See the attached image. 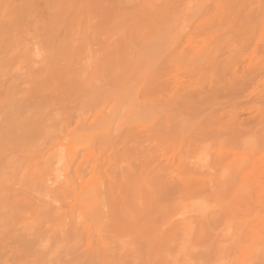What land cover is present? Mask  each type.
<instances>
[{"label": "rangeland", "instance_id": "rangeland-1", "mask_svg": "<svg viewBox=\"0 0 264 264\" xmlns=\"http://www.w3.org/2000/svg\"><path fill=\"white\" fill-rule=\"evenodd\" d=\"M0 264H264V0H0Z\"/></svg>", "mask_w": 264, "mask_h": 264}, {"label": "bare ground", "instance_id": "bare-ground-1", "mask_svg": "<svg viewBox=\"0 0 264 264\" xmlns=\"http://www.w3.org/2000/svg\"><path fill=\"white\" fill-rule=\"evenodd\" d=\"M194 1V0H193ZM134 90V89H133ZM136 117V116H135ZM135 120H137L136 118H135ZM100 129V128H99ZM185 134V133H184ZM94 155V154H93ZM92 161V160H91ZM95 189H96V186H93ZM93 189V188H92ZM95 194V193H94ZM97 206H100V205H97Z\"/></svg>", "mask_w": 264, "mask_h": 264}]
</instances>
